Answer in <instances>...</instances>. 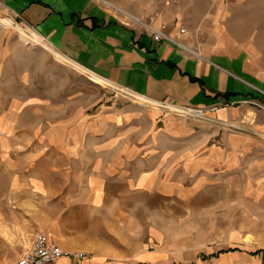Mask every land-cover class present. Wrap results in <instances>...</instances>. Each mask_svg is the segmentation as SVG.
Segmentation results:
<instances>
[{"label": "crops", "instance_id": "1", "mask_svg": "<svg viewBox=\"0 0 264 264\" xmlns=\"http://www.w3.org/2000/svg\"><path fill=\"white\" fill-rule=\"evenodd\" d=\"M112 1L138 22L100 0H0L128 95L48 144L65 177L38 226L66 252L50 264H264V0Z\"/></svg>", "mask_w": 264, "mask_h": 264}, {"label": "rangeland", "instance_id": "2", "mask_svg": "<svg viewBox=\"0 0 264 264\" xmlns=\"http://www.w3.org/2000/svg\"><path fill=\"white\" fill-rule=\"evenodd\" d=\"M100 1L115 12L127 11L112 0ZM0 17L35 34L2 4ZM14 27L0 23V264H18L42 232L48 190L65 186L64 168L52 165L48 149L55 132L64 121H78L83 114L90 120L101 109L121 107L128 96L93 81L46 40H23ZM142 125L133 135L136 141L148 127Z\"/></svg>", "mask_w": 264, "mask_h": 264}, {"label": "built area", "instance_id": "3", "mask_svg": "<svg viewBox=\"0 0 264 264\" xmlns=\"http://www.w3.org/2000/svg\"><path fill=\"white\" fill-rule=\"evenodd\" d=\"M117 13L120 15L121 22H131V19L127 17L124 12L121 11V13ZM136 22L138 21L136 20ZM142 25L155 40H169L184 46V44L179 42L177 38L172 37L170 34L155 26L153 23H142ZM180 31L183 32L184 29L181 28ZM193 53L199 55L196 52ZM65 254L66 252H64L56 242L49 239L45 233L38 232L35 234L30 247L20 256L18 264H50Z\"/></svg>", "mask_w": 264, "mask_h": 264}, {"label": "bare ground", "instance_id": "4", "mask_svg": "<svg viewBox=\"0 0 264 264\" xmlns=\"http://www.w3.org/2000/svg\"><path fill=\"white\" fill-rule=\"evenodd\" d=\"M108 2V1H107ZM108 3H110V2H108ZM110 4H112V3H110ZM113 5V4H112ZM122 12H124V14L127 16V17H129L131 20H133V21H136V16H134V15H132V14H130L129 12H127V11H125V10H123V9H121V8H119ZM0 23L2 24V25H4V27H7V28H11V27H14L13 26V24H12V22L9 20V19H5V18H2V17H0ZM14 29L15 30H17L18 31V34L20 35V37L23 39V40H25V41H28V42H31V43H39L40 41H39V39H41V37L38 35V34H34V35H29L28 33H27V31L24 29V28H22V27H20V26H16V27H14ZM60 57L61 58H63V59H66L64 56H62V55H60ZM93 81H95V82H98V79H96L95 77H92L91 78Z\"/></svg>", "mask_w": 264, "mask_h": 264}, {"label": "trees", "instance_id": "5", "mask_svg": "<svg viewBox=\"0 0 264 264\" xmlns=\"http://www.w3.org/2000/svg\"><path fill=\"white\" fill-rule=\"evenodd\" d=\"M257 253H259V252H257Z\"/></svg>", "mask_w": 264, "mask_h": 264}]
</instances>
